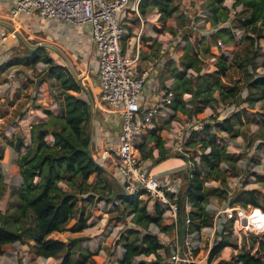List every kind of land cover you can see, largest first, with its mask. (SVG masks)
Instances as JSON below:
<instances>
[{
    "label": "trees",
    "instance_id": "obj_1",
    "mask_svg": "<svg viewBox=\"0 0 264 264\" xmlns=\"http://www.w3.org/2000/svg\"><path fill=\"white\" fill-rule=\"evenodd\" d=\"M182 1L142 0L139 12L144 18L157 12V35L165 31L176 35L169 23L178 14ZM227 1L233 2L232 8L224 6ZM206 2V8L211 14L207 20L218 30L211 37L214 40L212 46L205 48L204 57L216 58V70L202 74L206 66L200 54L203 40L192 44L185 38L187 45L180 58L181 70L173 67V62L166 64L164 68L172 66L170 72L174 83L171 90L175 100L171 110L174 118L182 115L187 120H193L221 103L236 106L248 103L249 110H254L257 103L264 105V75L255 74L260 67L264 69V62L261 66L255 62L261 51L259 43L264 39V0ZM238 8L240 12L234 14L235 23L230 28H219L231 20L232 10L236 11ZM183 18L182 16L181 19ZM184 24L185 21L182 20L181 25ZM235 29L244 32L239 42L242 46L230 58L221 51L218 42L222 40L225 46L236 44ZM160 46L153 40L144 41L142 56L148 60L154 59L156 56H153V49ZM211 47L214 54H210ZM8 59L0 68L2 71L15 67L35 68L39 64L46 66L47 76L59 86L61 113L47 112L46 122L32 125L29 145L25 144L23 137H18L14 144L18 154L23 150L25 152L18 157L16 163L21 182L16 191L10 194L13 204L6 212L0 209V257L5 255L7 246L23 245L29 247L33 260L61 259V264H95L91 260L97 254L84 248L82 238H72L65 242L52 236L78 234L87 230L91 209L97 202L104 201L106 205L118 202L119 206H114V211L109 213H115L119 220L131 217L134 225L120 236L119 245H122L124 252L118 264H161L164 261L161 252L169 251L158 235L152 232L151 227L155 226L161 233L172 230L171 225L164 224L166 210L160 203H156L154 213H151L141 198L145 195L143 192L133 195L119 193L123 185L94 159L89 131L92 107L89 102L75 96L83 92L80 83L66 67L54 61L44 46H27L23 51L13 48ZM250 67L254 68L253 73L250 72ZM232 68L242 72V84L236 82V85H226L223 82ZM190 71L194 75H189ZM244 91L248 92L245 99L242 98ZM247 109L232 114L222 122L215 118L213 124L204 125L203 138H200V132H192L186 146L194 149L199 147V163L186 155H171L162 137L164 127L155 126L149 130L137 146L143 162L159 164L173 157L190 162L184 174L178 204L182 205L181 201L184 199L192 206L191 231L213 226L214 215L207 208L214 198L223 203L229 201L230 205H239L245 210L251 207L264 212L263 198L258 190L229 196L228 180L240 174L237 172L240 159L229 153L225 146H220L215 140L216 134L212 132V129H216L232 140L240 137L241 132L237 128L244 124L242 117ZM50 137L51 142L48 140ZM155 151L158 156L154 155ZM258 177L264 183V176ZM92 178L93 182L90 181ZM211 183H219L220 186H208ZM5 194V179L0 176V202L4 200ZM228 247L238 249L237 243H232L229 237L221 236V240L216 241L211 250L207 264L217 260ZM151 256L155 258L154 262L138 260L140 257ZM234 259V264H264V235L245 234L242 248Z\"/></svg>",
    "mask_w": 264,
    "mask_h": 264
},
{
    "label": "rangeland",
    "instance_id": "obj_2",
    "mask_svg": "<svg viewBox=\"0 0 264 264\" xmlns=\"http://www.w3.org/2000/svg\"><path fill=\"white\" fill-rule=\"evenodd\" d=\"M206 1L183 0L181 2L178 14L169 23L176 35L171 31H165L159 35L156 34V23L159 19L157 12L148 15L146 18L142 17L145 28L140 27L142 22L136 17L135 13H130L131 16L129 18L131 20L128 23L125 21L124 27L128 31L133 26L131 30L133 48L130 47L131 50H127V46L125 47L130 52L129 54L132 55L133 52L139 50L142 56L144 54V50L142 49L144 41L153 40L161 45L160 48L153 49V56H156L154 59L148 60L143 56L141 58V68L152 65L159 58L160 65L157 71L161 88H172V84L174 83L170 72L172 66L170 68L167 66L164 69L166 64L173 62L175 65L173 67L179 70L182 68L180 58L182 50L187 45L185 38L189 39L192 44H198V42H202L203 40L204 44L200 46V54L205 60L206 66L202 74L211 73L216 70V58L211 56L204 57L205 48L212 46L214 40L211 37L218 30V28H213L211 22L207 20L209 15L207 17L204 14L209 11L206 8ZM224 6L232 8L233 2L227 1ZM11 10L12 8L0 2V39L4 41L0 52V68L8 62L13 48L23 51L27 46L46 47L54 61L58 65L66 67L84 89L82 93L75 96L89 102L92 107V118L89 125L91 147L94 159L103 165L105 152L107 151L111 156L115 157L118 144L114 131L109 130L108 126H104L102 121L114 126L111 123L112 119L115 122L119 118L117 115H111L109 109L99 100L95 77V59L92 55V44L88 36L82 37L78 35L80 26L58 21L45 22L38 18L31 20L25 16L15 17ZM236 12H240V8L236 11L232 10L231 20L225 23L222 28H230L232 23H235L234 14ZM182 16L184 17L183 19H181ZM20 17H25L27 20ZM182 20L185 21L184 25H181ZM84 28L90 30L89 26ZM70 29L73 31L71 32ZM243 34V30L235 29V36L238 38L242 39ZM128 41V37L125 36L122 43L128 45ZM239 42L240 40L238 39L236 44L226 45V47L223 44L224 47L221 48V51L230 56V58H233L242 46ZM259 46L261 51L259 56L255 58V62L258 66H261L264 62V39L260 41ZM210 54H214L212 47L210 48ZM250 72H254L253 67H250ZM87 74L91 81L86 77ZM255 74L264 75V69L260 67L255 71ZM189 75H194V73L190 71ZM242 78V72L237 68H232L223 79V82L226 85H236V82L242 84ZM247 96L248 92L244 91L242 98L245 99ZM59 97L58 83L50 76H47L46 66L43 64H39L35 68L15 67L0 71V176H3L5 179L6 188L5 198L0 202L2 212H6L12 206L13 200L10 199V194L16 191L21 182L16 163L18 157L25 151L23 150L21 154H18L14 149V144L18 137H23L25 138V144L29 145L31 126L46 122L48 120L47 112L61 113ZM247 108L248 103L240 106L221 103L214 109H207L204 114L196 117L191 122H188L189 120L182 115L174 118V112L167 110L166 113L164 112V116L161 114L156 116L154 125L160 126L162 122L161 126L165 128L163 139L171 155H186L188 158L199 163V156L201 155L199 147L194 149L192 146H186L194 131L192 128L196 126L203 127L208 123L213 124L215 118L222 122L232 114L241 112ZM247 110V113L242 117L244 124L239 125L240 127L237 128L241 132L240 137L232 140L227 134L219 133L216 129H212V132L216 134L217 138L215 140L220 146H225L229 153L234 154L240 159L237 163V172L240 174L228 180L229 196H236L244 191L258 190L264 203V183L260 182L258 177L264 176V105L260 102L255 105L254 110ZM256 112L262 115L259 116ZM168 132L170 135L167 134ZM197 132H200V138H203L204 130H198ZM143 138L137 142V146L142 142ZM48 140L51 142L52 138L50 137ZM179 147H181L182 152L175 150V148ZM185 162L186 164L190 163L188 161ZM146 166L148 167V165ZM90 181L93 182L94 178ZM208 186L219 187L220 184L211 183ZM64 188L66 187L64 186ZM121 192L126 193L124 189L119 193ZM142 200L147 205L148 210L154 213L156 201L148 195H143ZM212 202L218 208L223 205V202L215 198L212 199ZM113 211L114 203L106 205L104 201L97 202L95 207L91 209V218L88 222L89 228L87 230L78 234H60L57 235L58 239L66 242L72 238H82L84 240V248L97 254L91 262H95V264H117L124 252L122 245H119L120 236L129 228L134 227V225L131 223V217L119 220L115 213H109ZM261 211L259 210L256 216L262 218V221H264V215ZM246 213H250V211L246 210ZM258 221H261V219ZM164 224L169 225L165 215ZM151 230L158 235L162 243L167 238H173V230H170L166 234L162 233L163 236H161L160 231L155 226H152ZM226 232L228 234L225 237H229L232 243L238 244V236L233 234V232ZM244 236L242 233V240ZM208 246L205 243L204 249L199 254V259L202 260L205 257L208 261L210 254ZM228 250L230 251L229 254L223 257L227 262L221 261L219 264H234L233 258L235 254L233 251L235 249L231 247ZM5 252V255L0 257V264H61L62 261L61 259L50 262L33 260L29 247L23 245L7 246ZM165 253L168 255V252ZM161 254L164 258V252H161ZM138 260L154 262L155 258L153 256L140 257Z\"/></svg>",
    "mask_w": 264,
    "mask_h": 264
},
{
    "label": "built area",
    "instance_id": "obj_3",
    "mask_svg": "<svg viewBox=\"0 0 264 264\" xmlns=\"http://www.w3.org/2000/svg\"><path fill=\"white\" fill-rule=\"evenodd\" d=\"M141 1L12 0L11 12L15 17L35 15L44 21L91 27L93 44L98 56L99 100L105 104L109 112L118 116V123L121 126L114 158V176L122 185L130 184V188L125 190L128 194L143 192L156 203H160L166 210L165 217L169 225L173 227V238L161 242L169 251L168 255L165 253L167 251H164V261L161 264H201L207 261L205 257L199 259L205 243L209 245L210 253L216 241L228 234L226 231H229V228L230 233L238 236V249L233 251L237 257L242 248V233L264 235V221L256 216L260 209L249 207L247 211L250 213H246L245 209L239 205L232 206L229 201L223 203L220 208L214 206L211 201L207 209L214 215L213 226L191 231L192 206L184 199L181 201L182 205L178 204L183 181L180 178L159 179L151 175L137 151V142L153 128L156 116L159 114L164 116V112L171 110L175 100L170 87H160L157 71L160 65L159 58L152 65L141 68L139 50L131 55L123 46V38L128 35L124 27L128 14L135 13L143 23L139 12ZM204 14L207 17L209 15L208 18L211 17L208 12ZM238 39L241 40L236 36V40ZM3 45L4 41L0 39V52ZM218 45L220 48L224 47L221 41ZM192 129L204 130V126ZM175 150L182 152L181 147ZM110 158V153L106 151L103 160ZM114 206H119V203L115 202ZM261 212L264 215V212ZM259 219L261 221H258Z\"/></svg>",
    "mask_w": 264,
    "mask_h": 264
},
{
    "label": "crops",
    "instance_id": "obj_4",
    "mask_svg": "<svg viewBox=\"0 0 264 264\" xmlns=\"http://www.w3.org/2000/svg\"><path fill=\"white\" fill-rule=\"evenodd\" d=\"M0 2H3V5L12 8V4H13L12 3V0H0ZM5 3H7V4H5ZM130 16H131V14L130 15L128 14V18L126 19V22L127 23L131 20L129 18ZM25 17H20V18H24V19L27 18V19H31V20H36L37 19V16H35V15H33L31 17H26V18ZM45 22H50V21H45ZM86 26H89V25L80 26V29H78L79 30L78 31V33H79L78 35H81L82 37L88 36V38H89V40H90V42L92 44V51H93L92 55L94 56V59H95V77H96L97 91H98V97H99L98 56H97V53L95 51L94 44H93V39H92V34H91V27L89 26L90 27V30H89V29L84 28ZM140 27H142V28L144 27L145 28V23H141V26ZM132 29H133V26H132L131 30ZM131 30L130 31L127 30L128 31V35L127 36H129L128 37V39H129L128 45H126V43L123 44V46H125V47L127 46V50H131V48H133V42H131L132 41L131 39L133 38V36H131V33H132ZM70 31L72 32L73 30L70 29ZM86 77L89 79V81H91L88 74L86 75ZM83 91H84V89H83ZM75 95H77V94H75ZM111 115H114V114L111 113ZM111 123H113L114 126H112L111 124L110 125L109 124H106V126H108L109 130L114 131V135L117 136L116 139H117V142H118V135H119L121 126L118 123V121H115L114 122L113 119H112ZM161 125H162V122H161ZM161 125H160V127H162ZM154 127H155V125L153 126V128ZM164 133H165V131L162 133V137H164ZM167 134L170 135L169 132ZM99 144H100V142H99ZM166 146H167V144H166ZM154 155L155 156H158V152L155 151L154 152ZM173 156H175V155H173ZM176 157L167 159V160H165V161H163V162H161L159 164L153 163L152 161H146L145 163L143 162V164L145 166L148 165V167L147 166L146 167H147L148 172L151 175H154V176H156L159 179L170 178L171 180H176L177 178H180L183 181V185H184V176H183V173H184V171H186V169L189 168L188 167L189 163L186 164V162L183 159L176 158ZM114 158L115 157L111 156V158L109 160L103 161L104 162L103 165L101 164V166L104 167L105 169H107V171H109L113 176H114V173H115ZM57 235H60V234H54L52 236V238L58 239V236ZM161 236H163V235L161 234ZM228 249H231V248H226L221 253L220 257L217 260H215L212 264H219L221 261L227 262V260H225L223 257H226V255L229 254L230 251ZM37 260L38 261H42L43 259H37ZM52 260H54V259H48V260H44V261L50 262ZM201 264H207V261H203Z\"/></svg>",
    "mask_w": 264,
    "mask_h": 264
},
{
    "label": "water",
    "instance_id": "obj_5",
    "mask_svg": "<svg viewBox=\"0 0 264 264\" xmlns=\"http://www.w3.org/2000/svg\"><path fill=\"white\" fill-rule=\"evenodd\" d=\"M102 122H103L104 126H106L105 121H102ZM110 127H111V126H110ZM111 128H112V127H111ZM188 167H189V165H188ZM126 188H130V184H129V183H125V184L123 185V189L126 190ZM139 188H140V186L137 187V189H139ZM122 216H123V214H122Z\"/></svg>",
    "mask_w": 264,
    "mask_h": 264
}]
</instances>
